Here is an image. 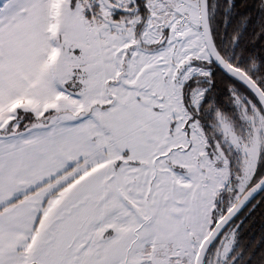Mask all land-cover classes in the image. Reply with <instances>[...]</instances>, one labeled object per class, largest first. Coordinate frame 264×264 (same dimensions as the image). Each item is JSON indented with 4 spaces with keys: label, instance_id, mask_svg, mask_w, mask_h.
Listing matches in <instances>:
<instances>
[{
    "label": "snow or ice",
    "instance_id": "6c2138e0",
    "mask_svg": "<svg viewBox=\"0 0 264 264\" xmlns=\"http://www.w3.org/2000/svg\"><path fill=\"white\" fill-rule=\"evenodd\" d=\"M258 206L264 0H0V264H264Z\"/></svg>",
    "mask_w": 264,
    "mask_h": 264
},
{
    "label": "trees",
    "instance_id": "16d2710c",
    "mask_svg": "<svg viewBox=\"0 0 264 264\" xmlns=\"http://www.w3.org/2000/svg\"><path fill=\"white\" fill-rule=\"evenodd\" d=\"M239 3H243V0H238ZM243 7L238 11H243ZM253 30H257L256 23L248 27V36L245 37V43H248V39ZM250 46V45H249ZM257 199H260L259 197ZM243 220V224L240 228L239 242L246 250H251L257 255H264V207L258 206L255 211L250 214L246 213L245 216L240 218ZM240 223V220L237 221ZM247 260V257H246Z\"/></svg>",
    "mask_w": 264,
    "mask_h": 264
}]
</instances>
